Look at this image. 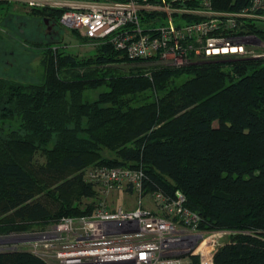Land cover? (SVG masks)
Instances as JSON below:
<instances>
[{"label":"trees","instance_id":"16d2710c","mask_svg":"<svg viewBox=\"0 0 264 264\" xmlns=\"http://www.w3.org/2000/svg\"><path fill=\"white\" fill-rule=\"evenodd\" d=\"M249 3L214 0L217 9ZM30 10L54 22L62 12ZM250 27L264 38V23ZM146 63L107 43L84 61L46 53L31 82L0 76V125L9 129L0 138V233L90 214L99 194L85 178L90 166L143 168L147 190L186 195L201 230L233 232L213 264H264V59ZM122 64L133 66L127 73ZM150 89L153 99L138 105ZM105 148L115 157H103ZM37 151L45 162L35 161ZM0 264L47 263L5 251Z\"/></svg>","mask_w":264,"mask_h":264},{"label":"built area","instance_id":"2783aa9c","mask_svg":"<svg viewBox=\"0 0 264 264\" xmlns=\"http://www.w3.org/2000/svg\"><path fill=\"white\" fill-rule=\"evenodd\" d=\"M12 1V0H9ZM61 10L59 23L105 40L132 59L183 67L209 59H264V0L217 9L214 0H21ZM93 211L64 216L51 229L0 234V252L29 251L47 264H213L219 231L201 230L200 215L181 191L147 190L143 168L92 166ZM134 194L135 208L113 195ZM221 231V230H220Z\"/></svg>","mask_w":264,"mask_h":264},{"label":"rangeland","instance_id":"374dc122","mask_svg":"<svg viewBox=\"0 0 264 264\" xmlns=\"http://www.w3.org/2000/svg\"><path fill=\"white\" fill-rule=\"evenodd\" d=\"M46 19L48 22L45 21ZM262 39L264 40V38ZM107 43L109 42L88 37L80 30L64 27L58 21H50L49 18L32 13L27 4L21 0H0V76L22 82H31L40 74L41 62L46 53H61L64 56L70 55L76 60L84 61L95 57L100 52V48ZM152 65H156V63H146L144 66L150 67ZM132 66L133 64L118 65L121 67V71L127 73ZM229 68L230 66H225V69L228 70ZM186 77V74L181 75L175 81L180 83ZM106 89V86H102L94 91H86L85 95L88 99H93L100 91ZM138 96L139 105L153 99V90L138 93ZM146 97L149 99H145ZM8 130L7 127L0 125V138L7 136ZM101 151L103 157L112 158L116 155L115 151L106 148ZM34 159L40 163L46 160L40 151H37ZM83 199L85 203H91L93 200L90 197H83ZM113 199L116 205H122L126 208L137 206V199L134 194L119 193L113 195ZM62 217L55 216L41 222H33L28 225L27 230H51ZM70 217H77V215ZM232 235L233 232L230 230L219 231L216 236L217 246H221L230 240Z\"/></svg>","mask_w":264,"mask_h":264},{"label":"water","instance_id":"95a60500","mask_svg":"<svg viewBox=\"0 0 264 264\" xmlns=\"http://www.w3.org/2000/svg\"><path fill=\"white\" fill-rule=\"evenodd\" d=\"M45 21L48 22V19H46Z\"/></svg>","mask_w":264,"mask_h":264}]
</instances>
